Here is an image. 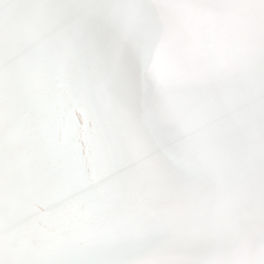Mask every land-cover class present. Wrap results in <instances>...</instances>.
Segmentation results:
<instances>
[{
    "label": "snow or ice",
    "instance_id": "obj_1",
    "mask_svg": "<svg viewBox=\"0 0 264 264\" xmlns=\"http://www.w3.org/2000/svg\"><path fill=\"white\" fill-rule=\"evenodd\" d=\"M0 264H264V0H0Z\"/></svg>",
    "mask_w": 264,
    "mask_h": 264
}]
</instances>
